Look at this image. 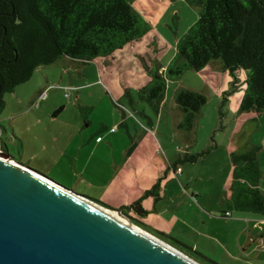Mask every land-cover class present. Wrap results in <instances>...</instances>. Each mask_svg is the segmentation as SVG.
Listing matches in <instances>:
<instances>
[{
	"label": "rangeland",
	"instance_id": "obj_1",
	"mask_svg": "<svg viewBox=\"0 0 264 264\" xmlns=\"http://www.w3.org/2000/svg\"><path fill=\"white\" fill-rule=\"evenodd\" d=\"M127 1L151 25L149 33L134 43V46L131 44L127 46V49H132L135 54L127 52L122 56L126 57V62L122 60L125 65L120 67V70L126 69L125 72H129L126 76L127 84L137 86L140 82L145 84L144 79L139 77L140 71H144L151 80L150 68L167 67L173 61L179 41L196 24L201 9L188 4L187 0ZM98 59L76 63V61L62 58L51 65L39 67L30 80L16 86L12 92L5 95L6 104L0 112V152H6L16 163L23 164L26 168L36 171L38 175H43L64 188L97 200L99 199L95 195L99 194V191L94 189L89 184V180H86L78 170H66V166L64 168L55 163L63 162L67 165L66 159L61 157V149L67 146L62 143L65 127H75L77 121L78 124L86 126L85 120L87 119L97 124L105 119L114 126L115 120H121L124 112L130 116L133 114V119L141 127L142 124L149 122L148 115L153 113L149 111L145 115L143 106L154 111V107H151V104L145 100L143 101L139 94L137 97L141 104L136 111L127 101H120L115 97L114 91L127 92L128 85L123 81V76L119 74L117 67L122 64L118 62L115 67L104 66L105 64ZM112 68L117 74L109 79L106 72ZM204 70V72L187 70L179 78H170L167 74L165 75L168 79L167 88L170 87V94L177 88L188 86L193 88L202 86L205 92L203 94L207 102L202 107L203 112L199 114L191 133L194 139L187 144L178 142L175 148L182 156H185L187 150L191 151L192 155L206 152L193 162L187 160V157L180 160L179 166L185 168L189 174L197 176L198 184L205 188L208 195L218 196L223 191L222 182L227 172V169L223 171L224 160L225 162L228 160L225 143L232 136L234 126L229 116L224 119L222 128L221 121L216 120L219 117L217 113L226 93L228 100L222 112L226 113L228 106L231 111H239L241 98L245 95L246 72L239 70L235 76L227 72L216 74L218 69L214 64L207 66ZM210 70L214 71L207 77L206 73ZM89 105L93 108H88ZM171 107V103L168 102V110L171 111ZM60 108L62 109L58 112ZM170 122L168 115L165 116L160 128L157 127L155 132L159 133L160 137L175 138L177 136L179 139L181 129L174 128ZM130 124L133 125V122L131 121ZM114 128L116 129L117 126ZM89 129L88 126L86 130ZM121 130L126 138H129L126 128L121 127ZM41 134L46 140L37 136ZM237 136L241 142H250L252 146L261 147L260 152L264 151V124L258 127L253 122H249ZM60 142L62 145H59ZM45 144H48L47 147ZM226 191L228 192V189ZM154 217L155 215H151L148 219L155 222L156 227L153 230L167 234L193 249L197 248L198 253L217 264H254L244 259L239 253H225L218 245L209 244V246L206 243H199V238L191 236L185 228L173 229L169 223L165 221L160 223L155 221ZM137 220L141 222L140 219ZM132 224L137 229L143 230L134 222ZM152 237L169 244L174 250L183 253L196 264H212L202 257L193 255L201 262L199 263L190 257L192 255L190 251L183 248V252L168 243L167 239L164 240L153 234Z\"/></svg>",
	"mask_w": 264,
	"mask_h": 264
},
{
	"label": "trees",
	"instance_id": "obj_2",
	"mask_svg": "<svg viewBox=\"0 0 264 264\" xmlns=\"http://www.w3.org/2000/svg\"><path fill=\"white\" fill-rule=\"evenodd\" d=\"M187 2L201 9L198 21L179 41L176 56L165 72L159 66L149 69L151 80L140 90V95L159 105L167 90V76L179 78L187 70L199 72L211 62H219L231 76L239 70L246 72L240 111L263 114L264 0ZM150 31V23L127 0H0V112L6 104L5 95L30 80L39 67L65 57L79 62L112 57ZM227 100L226 93L220 106L222 116H225L222 110ZM175 101L184 113L180 127L192 131L207 102L205 95L179 89ZM260 150L259 146H250L242 153H231L232 180L228 197L231 210L264 216V193L259 186ZM205 154L187 156V160L193 162ZM158 190L159 184H156L140 200L120 210L128 216L131 209L140 216L146 215L142 200L149 196L157 198ZM131 219L150 231L142 222ZM152 234L167 239L181 251L183 248L190 251L192 258L197 255L217 264L169 235L156 230ZM194 259L199 262L198 258Z\"/></svg>",
	"mask_w": 264,
	"mask_h": 264
},
{
	"label": "crops",
	"instance_id": "obj_3",
	"mask_svg": "<svg viewBox=\"0 0 264 264\" xmlns=\"http://www.w3.org/2000/svg\"><path fill=\"white\" fill-rule=\"evenodd\" d=\"M136 42L131 43V45L134 46L133 44ZM127 46L116 51L112 57L99 58L98 60H101L102 64H105L104 66L110 65L112 67L121 62L122 65L117 67L119 74L123 76V81L128 85L126 87L127 92L118 90L117 92L114 91V95L120 101H127L136 111L141 104L137 94L140 95V90L148 84L150 79L144 71H140L139 77L144 79L145 84L143 82L137 86L127 84L126 76L129 72H125L126 69L120 70V67L124 66V62H126V57L122 56L123 54L126 55L127 52L135 54L132 49H127ZM138 51L141 52L140 49ZM66 59L76 61L70 58ZM211 64H214L215 68L218 69L216 74L225 72L219 62H211L207 66H211ZM165 70L166 67H161L162 72ZM204 71V69L201 70V72ZM212 71L214 70L207 71V77L211 75ZM106 73L109 79L117 74L113 68ZM200 87L177 88L171 94L169 87L159 105L148 102L140 95L143 101L145 100L151 104V107H154L153 110L155 111L143 106L145 115L149 111L153 113L148 115L149 122L142 124L141 127L133 119V114L130 116L125 112L121 120H115L114 126L105 119L100 124L87 119L85 120L86 126L81 123L78 124V121L75 127L66 126L64 129L66 136L62 135V143L63 145L64 143L67 144V146L61 149V157L66 159L67 165L60 161V163L55 162L58 161L56 159L53 160L58 164L57 166L64 168L66 166V170H78L86 180H89V184L99 191L95 197L100 201L95 198L91 199L116 209L132 205L140 200L146 191L159 184V196L157 198L149 196L142 200V206L147 211L146 215L140 216L133 209L129 210V214L135 219L143 221L142 223L146 228L151 231L155 229L154 220H148L151 215H155V221L160 223L165 221L173 229L176 227L185 228V231L191 236L199 238V243L218 245L225 253H239L249 262L264 264V216L248 211H235L228 207L232 180L231 153H242L253 145L247 141L241 142L237 134L249 122L262 127L264 113L258 116L255 113L241 112L240 109L239 111H231L227 105L226 113L229 114L225 113V116H222L221 109H219L217 113L219 117L216 120L221 121L220 126L223 128L224 119L231 116V124H233L234 129L232 136L225 143L228 160L226 162L224 160L223 163V171L227 169L222 182L223 191L218 196L208 195L205 188L198 184V177L189 174L185 168L179 166L180 160L192 155L191 151L187 150L185 156H182L175 148L178 142L187 144L194 139L191 134L192 131L188 132L180 127L184 113L176 104L175 94L179 89L205 93L202 86ZM168 102L172 105L171 111L168 110ZM148 106L150 107V105ZM88 108L93 107L89 105ZM201 112L203 111L201 110ZM167 115L171 121L170 125L181 129L179 139L177 136L175 138L160 137L159 133L155 132L157 127L160 128ZM131 121L133 125L130 124ZM88 126L90 129L86 130ZM115 126L117 128L112 131L111 129ZM121 127L126 128L129 138H126ZM101 133L104 134L101 135ZM37 136L45 139L42 134ZM99 137H101L100 141L98 140ZM56 138L59 139V137ZM62 143L60 142L59 145ZM47 145L45 144V147ZM216 145L218 146V144ZM187 148L189 149V146ZM259 166L261 169L259 186L264 193V151L259 153ZM179 168H181V173L178 172ZM226 212H229L230 215L227 216Z\"/></svg>",
	"mask_w": 264,
	"mask_h": 264
},
{
	"label": "water",
	"instance_id": "obj_4",
	"mask_svg": "<svg viewBox=\"0 0 264 264\" xmlns=\"http://www.w3.org/2000/svg\"><path fill=\"white\" fill-rule=\"evenodd\" d=\"M112 213L0 152V264H196Z\"/></svg>",
	"mask_w": 264,
	"mask_h": 264
},
{
	"label": "bare ground",
	"instance_id": "obj_5",
	"mask_svg": "<svg viewBox=\"0 0 264 264\" xmlns=\"http://www.w3.org/2000/svg\"><path fill=\"white\" fill-rule=\"evenodd\" d=\"M4 157V156H3ZM4 159L9 163V164H14V163H12V162H10L7 158H5L4 157ZM111 213V212H110ZM112 215L114 216V217H116L117 219H119L120 221H122L123 223H125V224H130L132 227H134L135 229H137V227L134 225V224H132L131 222H129L126 218H124V217H122V216H118L116 213H112ZM137 230H139V229H137ZM140 231V230H139ZM140 232H142V231H140ZM143 234H145L144 232H142ZM147 235V234H146ZM148 236V235H147ZM150 237V236H149ZM152 238V237H151Z\"/></svg>",
	"mask_w": 264,
	"mask_h": 264
},
{
	"label": "built area",
	"instance_id": "obj_6",
	"mask_svg": "<svg viewBox=\"0 0 264 264\" xmlns=\"http://www.w3.org/2000/svg\"><path fill=\"white\" fill-rule=\"evenodd\" d=\"M41 95H44V94H41ZM111 130L114 131L115 128H113V129H111ZM98 140L100 141V140H101V137H99ZM179 171H180V169H179Z\"/></svg>",
	"mask_w": 264,
	"mask_h": 264
},
{
	"label": "flooded vegetation",
	"instance_id": "obj_7",
	"mask_svg": "<svg viewBox=\"0 0 264 264\" xmlns=\"http://www.w3.org/2000/svg\"><path fill=\"white\" fill-rule=\"evenodd\" d=\"M2 147V146H1Z\"/></svg>",
	"mask_w": 264,
	"mask_h": 264
}]
</instances>
